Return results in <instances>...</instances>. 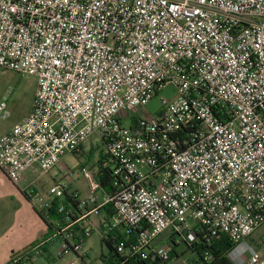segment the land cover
Instances as JSON below:
<instances>
[{
  "label": "built area",
  "instance_id": "built-area-1",
  "mask_svg": "<svg viewBox=\"0 0 264 264\" xmlns=\"http://www.w3.org/2000/svg\"><path fill=\"white\" fill-rule=\"evenodd\" d=\"M0 68L37 84L29 114L0 136L9 180L53 170L98 132L114 186L93 206L73 192L67 222L11 264L55 241L84 262L101 211L116 264H168L171 236H227L235 264H264V0H0ZM166 86L174 95L149 112Z\"/></svg>",
  "mask_w": 264,
  "mask_h": 264
},
{
  "label": "rangeland",
  "instance_id": "rangeland-1",
  "mask_svg": "<svg viewBox=\"0 0 264 264\" xmlns=\"http://www.w3.org/2000/svg\"><path fill=\"white\" fill-rule=\"evenodd\" d=\"M36 85L34 75L0 68V103L6 102L4 110L0 111V136L29 111ZM174 93L172 86L162 88L148 101L147 110L155 113L160 107V97H172ZM101 148L99 134L94 132L79 151L67 153L53 170L43 171L38 167L29 169L26 181L22 182V187L36 190L29 200L18 184L10 181L0 170V264L8 262L11 256L8 249L10 240L19 235L21 228L22 236L26 237L30 244L47 231V225L39 211L44 209L43 202L54 200L48 193L51 185L60 184L66 193L76 192L79 199L86 201L90 206L105 199L106 194L96 181L99 161L102 159ZM169 234L168 231L163 233L157 243L169 242ZM101 238L102 230L97 223L93 233L83 243V249L88 253L84 258L85 263L74 252L59 256L60 242L55 241L50 245L49 251L31 264H71L72 261L75 264H104L101 256L108 254L109 247L101 243ZM175 247L178 254L169 260L168 264H197L196 254L185 243L181 242Z\"/></svg>",
  "mask_w": 264,
  "mask_h": 264
},
{
  "label": "trees",
  "instance_id": "trees-1",
  "mask_svg": "<svg viewBox=\"0 0 264 264\" xmlns=\"http://www.w3.org/2000/svg\"><path fill=\"white\" fill-rule=\"evenodd\" d=\"M96 181L103 189L105 194H111L113 192V179L109 168L102 167V159L99 161V169L96 174ZM78 202V197L74 196L73 192L65 193L62 198L54 199L51 206L39 211L40 216L47 225V231L41 238L34 241V243L28 247H25L23 251L34 246L40 240L50 237L53 234L57 223L65 224L68 217L67 212L74 211ZM107 211L108 213L112 212L109 209H107ZM113 236L114 234H107L103 235L101 238V243H105L109 247L108 254L101 256L104 264H116L118 259L119 254H117L115 251ZM169 241L173 244L171 259L178 254L175 246L180 245L182 242L185 243L188 248H191V250H193V252L196 254L197 258L195 259V262L197 264H235L230 255V252L235 247V244L227 236L214 238L208 241L203 239L196 241L195 239H192L191 241L182 240L180 242L174 241V237L171 236ZM52 243L53 242H49L45 246L44 253L48 250ZM21 252L22 251L13 253L6 264H11V259L13 256Z\"/></svg>",
  "mask_w": 264,
  "mask_h": 264
},
{
  "label": "crops",
  "instance_id": "crops-1",
  "mask_svg": "<svg viewBox=\"0 0 264 264\" xmlns=\"http://www.w3.org/2000/svg\"><path fill=\"white\" fill-rule=\"evenodd\" d=\"M32 107V106H31ZM31 107H30V109H29V111L19 120V122L21 121V120H23L28 114H29V112H30V110H31ZM11 129V128H10ZM10 129H8V130H6L3 134H5L6 132H8ZM3 134H1V136L3 135ZM100 156L102 157V154H101V150H100ZM59 165V164H58ZM57 165V166H58ZM26 179H27V172H26V174H25V177H24V179L20 182V184L18 183V186H19V188L21 189V191L25 194V197L29 200V199H32V196L35 194V192H36V190H29V189H27V186H24V187H22V182L23 181H26ZM29 184H30V181H29ZM103 190V189H102ZM103 211H101V213H100V215L99 216H96V215H91V218H90V220L93 222V225H94V227H95V225L98 223L99 225H100V227H101V230L103 231V224L101 223V220H102V218H103ZM42 218V217H41ZM46 233V232H45ZM44 233V234H45ZM43 234V235H44ZM42 235V236H43ZM42 236H40V238L42 237ZM39 239V238H38ZM29 240L28 239H26V237H24V236H22V228L20 229V233H19V235L18 236H16L15 238H12L11 240H10V243H9V248L8 249H10V251H11V255L13 254V253H16V252H20L22 249H24L25 247H28L29 245H31L29 242H28ZM32 243V242H31ZM34 243V242H33ZM50 247V246H49ZM242 247H243V245H242ZM47 251H49V248H48V250ZM240 251V250H239ZM46 253V252H45ZM44 253V254H45ZM11 257V256H10Z\"/></svg>",
  "mask_w": 264,
  "mask_h": 264
}]
</instances>
